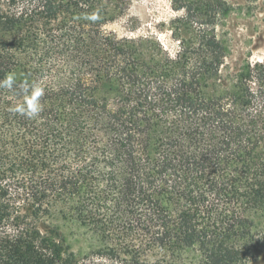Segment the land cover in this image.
I'll return each instance as SVG.
<instances>
[{
	"label": "trees",
	"instance_id": "16d2710c",
	"mask_svg": "<svg viewBox=\"0 0 264 264\" xmlns=\"http://www.w3.org/2000/svg\"><path fill=\"white\" fill-rule=\"evenodd\" d=\"M168 3L172 51L104 30L131 0H0V79L45 86L36 120L0 89V264L264 255V57L228 65L226 0Z\"/></svg>",
	"mask_w": 264,
	"mask_h": 264
},
{
	"label": "rangeland",
	"instance_id": "374dc122",
	"mask_svg": "<svg viewBox=\"0 0 264 264\" xmlns=\"http://www.w3.org/2000/svg\"><path fill=\"white\" fill-rule=\"evenodd\" d=\"M226 1L236 9L225 22L226 39L231 47L228 65H236L246 57L252 62L261 60L264 57V0L254 3L248 0ZM175 16L168 0H131L124 16L107 24L104 30L118 38L151 34L172 51L176 44L169 38L167 29L168 22ZM63 229L69 233L65 227ZM258 256L250 264H264V255Z\"/></svg>",
	"mask_w": 264,
	"mask_h": 264
},
{
	"label": "clouds",
	"instance_id": "9594fccd",
	"mask_svg": "<svg viewBox=\"0 0 264 264\" xmlns=\"http://www.w3.org/2000/svg\"><path fill=\"white\" fill-rule=\"evenodd\" d=\"M0 89H7L9 92L15 93L19 90L20 96L18 103L11 107V111L23 116L29 120L40 118L44 111L42 98L45 96V86L39 81L23 80L18 83L15 72H8L3 79H0ZM22 97V98H20Z\"/></svg>",
	"mask_w": 264,
	"mask_h": 264
}]
</instances>
